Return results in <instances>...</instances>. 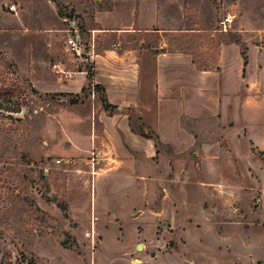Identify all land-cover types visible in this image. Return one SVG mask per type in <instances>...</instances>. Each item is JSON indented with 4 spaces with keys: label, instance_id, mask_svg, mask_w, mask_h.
<instances>
[{
    "label": "rangeland",
    "instance_id": "obj_1",
    "mask_svg": "<svg viewBox=\"0 0 264 264\" xmlns=\"http://www.w3.org/2000/svg\"><path fill=\"white\" fill-rule=\"evenodd\" d=\"M126 4L193 31L147 46L142 101L109 113L93 61L142 39L91 31L117 5L127 22ZM103 111L151 139L127 143ZM0 264H264V0H0Z\"/></svg>",
    "mask_w": 264,
    "mask_h": 264
},
{
    "label": "crops",
    "instance_id": "obj_2",
    "mask_svg": "<svg viewBox=\"0 0 264 264\" xmlns=\"http://www.w3.org/2000/svg\"><path fill=\"white\" fill-rule=\"evenodd\" d=\"M145 10L142 12L141 8H131L126 4L128 15L130 16L127 22L121 23L119 26L115 25L118 20L115 13H118V5L108 13H98L95 19L97 25L102 28L92 29L93 33H101L117 39L118 41L123 38L131 39L130 45L135 44L137 38H141L139 52L133 45L124 49L111 50L108 48H101V52L96 56L93 63L95 64V73L91 83L94 86L103 88L106 98L112 106L118 108L121 112L124 109L135 108L142 101L145 95L146 84L148 80V72L146 71V58L147 46L158 47L156 53L164 50L167 46V36L171 34L189 33L193 30L190 29H168L165 26L166 19L160 17V11L154 4H144ZM117 20V21H116ZM95 37V36H94ZM146 45V48H144ZM120 47L121 43H117ZM157 60L158 68V81L160 86L169 87L172 79L168 78L166 71L168 70V63L171 60L166 58V55L159 53ZM146 61V62H145ZM81 62V61H80ZM175 69V68H170ZM187 71L196 73V77H203L207 71H202L201 75L198 73L197 68L188 65ZM84 73L77 75V81L69 85L61 86L62 93L78 95V91H82L85 83L87 82ZM192 75V74H191ZM193 76V75H192ZM195 78V77H194ZM100 123L103 124L107 130L112 132V129H120L123 133L127 143L144 146V139L132 133L130 129V116L129 115H107L104 111L99 117Z\"/></svg>",
    "mask_w": 264,
    "mask_h": 264
},
{
    "label": "built area",
    "instance_id": "obj_3",
    "mask_svg": "<svg viewBox=\"0 0 264 264\" xmlns=\"http://www.w3.org/2000/svg\"><path fill=\"white\" fill-rule=\"evenodd\" d=\"M9 10L13 13H16V6H10ZM69 33H71V35L66 41L67 52L75 58H79V60L81 59V62L84 63L85 60L82 59V55L84 54L82 50V38L76 29L69 31ZM53 71L56 76L67 81L72 80L75 74L73 71H69L68 68L61 63L54 64Z\"/></svg>",
    "mask_w": 264,
    "mask_h": 264
},
{
    "label": "trees",
    "instance_id": "obj_4",
    "mask_svg": "<svg viewBox=\"0 0 264 264\" xmlns=\"http://www.w3.org/2000/svg\"><path fill=\"white\" fill-rule=\"evenodd\" d=\"M68 18V19H71L73 16L72 14L71 15H68V16H64L63 15V18ZM234 43V42H233ZM244 60H245V64H247V57L245 56L244 54ZM90 77V80H92L93 76L92 75H89ZM95 90L98 91L101 95L100 97V101L103 105V109L104 111L106 112H109V113H115L116 111H118V108L115 107V106H112L111 104H109L107 98H106V95H105V92L103 90V88L99 87V86H95ZM133 118L130 117V121L132 120ZM132 131L136 134V135H139L141 137H144V138H147V139H151V138H148L147 135L144 133V130L143 128H141L139 131L138 130H135L133 127H132Z\"/></svg>",
    "mask_w": 264,
    "mask_h": 264
}]
</instances>
